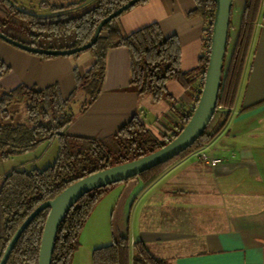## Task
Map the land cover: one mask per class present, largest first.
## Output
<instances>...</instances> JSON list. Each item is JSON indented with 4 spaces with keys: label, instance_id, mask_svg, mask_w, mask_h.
Listing matches in <instances>:
<instances>
[{
    "label": "trees",
    "instance_id": "obj_1",
    "mask_svg": "<svg viewBox=\"0 0 264 264\" xmlns=\"http://www.w3.org/2000/svg\"><path fill=\"white\" fill-rule=\"evenodd\" d=\"M128 1L130 0H82L60 6L42 1L40 7L49 9L50 12L40 15L21 9L20 2L0 0V32L34 47L76 48L88 43L98 24ZM146 1L141 0L137 4ZM195 2L194 13L202 16L207 38L205 54L202 55L199 66L192 71L181 70L180 42L177 36H165L158 23H151L126 34L119 23L122 13L104 25L96 43L86 50L92 54L94 63L85 73L76 72V85L68 97L62 96L57 84L43 89L24 84L10 91L0 88L1 116L10 119L9 107L14 103L20 104L22 114L17 123L0 124L2 159L33 152L41 145L54 140L58 143V153L52 164L44 169L36 168L34 165L30 167L23 165L8 172L1 182L0 260L16 230L40 204L54 199L81 178L158 150L182 130L190 119L203 88L216 9L214 0H195ZM261 9L262 0L245 2L237 36L232 45L229 30L217 108L202 136L173 159L126 181L94 190L81 197L68 210L59 225L52 264H72L74 254L80 245V233L88 217L111 187L138 179L141 182L139 193H143L177 163L211 143L227 126L249 63ZM121 47L127 48L130 52L129 88L136 92L138 99L150 98L154 102L165 99L172 102L173 98L167 92L166 84L175 80L189 92H192V87L197 85L194 105L186 112H178L181 122L169 133H162L160 136L155 135L141 121L138 112L118 132L108 138L79 137L66 133V128L101 94L106 76L108 52ZM9 69L10 67L0 59V77ZM81 94L83 99L79 100ZM262 103L264 101L242 108L241 111L245 112ZM172 105L175 110V105ZM48 214L49 209H46L32 220L13 248L7 264H38L41 238ZM92 262L93 264H169L165 259L152 255L141 240L131 244L128 235L120 236L110 245L96 248L93 251Z\"/></svg>",
    "mask_w": 264,
    "mask_h": 264
},
{
    "label": "crops",
    "instance_id": "obj_2",
    "mask_svg": "<svg viewBox=\"0 0 264 264\" xmlns=\"http://www.w3.org/2000/svg\"><path fill=\"white\" fill-rule=\"evenodd\" d=\"M246 1H233L231 45L237 36ZM195 9V0H147L124 12L119 23L126 34L158 23L165 36H177L181 70L188 72L199 66L205 54L206 25L202 16L194 13ZM0 59L10 67L0 77L2 90L10 91L21 84L39 89L57 84L64 98L75 88L76 72L83 74L94 63L88 51L77 56L41 58L9 48L6 42H0ZM130 69L129 50L111 49L101 94L66 128V133L108 138L136 112L158 136L169 133L179 124L178 112H186L194 105L197 85L189 92L177 81H168L166 89L172 102L138 99L136 92L129 88ZM82 99L81 94L79 100ZM263 101L264 0L230 120L221 133L201 149L221 162L210 166L193 153L141 194L138 179L111 187L94 208L83 230L89 227L88 232H93L88 259L83 263L74 256V264H93L96 248L125 235L129 236L131 244L141 240L152 255L169 264H264V103L241 111ZM107 216L111 225L116 220L111 235L100 234L97 226Z\"/></svg>",
    "mask_w": 264,
    "mask_h": 264
},
{
    "label": "water",
    "instance_id": "obj_3",
    "mask_svg": "<svg viewBox=\"0 0 264 264\" xmlns=\"http://www.w3.org/2000/svg\"><path fill=\"white\" fill-rule=\"evenodd\" d=\"M141 0H130L105 17L96 27L92 39L79 47L70 49H45L23 44L0 32V39L28 52L49 56H71L91 48L97 41L106 23L127 11ZM216 3L212 25L211 46L208 64L204 75L203 88L188 122L171 141L158 150L138 159L118 164L92 173L74 182L54 199L40 204L19 226L8 243L0 264H7L10 254L24 230L42 211L49 209L41 238L38 264H52L55 238L59 225L78 200L94 190L126 181L130 178L165 163L191 147L204 133L216 108L220 91L228 36L231 24V11L234 0H214Z\"/></svg>",
    "mask_w": 264,
    "mask_h": 264
},
{
    "label": "rangeland",
    "instance_id": "obj_4",
    "mask_svg": "<svg viewBox=\"0 0 264 264\" xmlns=\"http://www.w3.org/2000/svg\"><path fill=\"white\" fill-rule=\"evenodd\" d=\"M42 1L43 0H28V1L26 0V1L20 2L19 4H22V6H20V8L27 11V12H30L33 14L45 15L44 13H49L50 10L49 9H43L40 7V3ZM44 1H47L48 3H50V5L60 6V5H67L70 3L79 2L82 0H44ZM84 1H89V0H84ZM0 42H4V41H2L0 39ZM6 46H8L9 48H17V47H15L9 43H6ZM17 49L22 53L41 57L39 54L28 52V51H25V50L20 49V48H17ZM9 112L11 114L10 119H4L0 114V124L17 123L22 117L21 107H20V104H18V103L12 104L9 107ZM57 153H58V143L56 140H54L51 143L41 145L35 151L24 154V155L15 156V157L10 158V159H2L0 157V185H1V182L4 178V176L8 172L12 171L15 168H20L23 165V163H25V165H29L30 163L32 164V165L30 164L28 167L34 165V167H36V168L44 169L54 162ZM119 185L120 184H118V186ZM114 186H117V185H114ZM99 202L100 201H98V203ZM97 204H96V206H97ZM91 215H92V213L90 214V216ZM90 216L88 217V219L90 218ZM88 219H87V221H88ZM87 221H86L84 227L86 226ZM115 224H116V220H113L112 225H111V220H110L109 216H107V217H105V219L102 218V220L100 221V223L97 226L99 227V229H101L100 234H106L107 233V234L111 235L112 234L111 228H114ZM84 227H83V229L80 233V236H79V240H80L79 248L77 249V251L74 254V256H76V258L78 256V260H80V261L82 260L83 263H85L87 261L88 251H91V249L93 247L92 242H90L91 237H93V235H92L93 232L92 231L88 232L89 227H87L85 229V231H83ZM101 238L105 239V241H106V237L104 238L102 236ZM108 245H110V243ZM105 246H107V245H105ZM76 253H77V255H76ZM74 260H75V258L73 257L72 264H74Z\"/></svg>",
    "mask_w": 264,
    "mask_h": 264
},
{
    "label": "built area",
    "instance_id": "obj_5",
    "mask_svg": "<svg viewBox=\"0 0 264 264\" xmlns=\"http://www.w3.org/2000/svg\"><path fill=\"white\" fill-rule=\"evenodd\" d=\"M195 155L199 160L210 166H215L221 162L220 159L212 157L206 150H199L195 152Z\"/></svg>",
    "mask_w": 264,
    "mask_h": 264
}]
</instances>
